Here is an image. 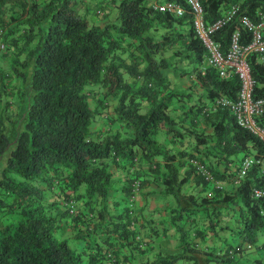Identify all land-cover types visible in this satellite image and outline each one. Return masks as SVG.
I'll return each instance as SVG.
<instances>
[{
	"label": "trees",
	"instance_id": "obj_1",
	"mask_svg": "<svg viewBox=\"0 0 264 264\" xmlns=\"http://www.w3.org/2000/svg\"><path fill=\"white\" fill-rule=\"evenodd\" d=\"M80 1L0 0V153L9 145L4 116L10 108L20 110L8 95H18L20 101L30 97L28 118L0 171V218L7 214L9 219L0 221V264H134L132 254L123 256L122 249L140 254L151 251L156 237L168 227L175 231L176 249L158 251L151 261L137 264H202L203 260L205 264H241L236 253L242 243L222 252L203 248L200 240L205 230L215 232L224 209L239 205L246 211L238 235L242 241L264 247L259 235L264 230V197L252 196V186L264 181L258 165L237 185L232 174L203 160L214 176L207 180L188 160L199 153L171 152L158 142L165 125L179 133L169 113L175 92L158 91L170 62L163 50L185 37L182 31L173 34L174 26L189 27L186 38L196 51L189 71L210 101L218 96L236 98L237 77L221 78L213 67L200 66L206 50L196 36L190 11L178 16L157 12L145 0H120L115 21L96 24L75 9ZM201 3L208 23L238 4L235 15L214 36L224 49L236 31L242 33L243 41L250 38L242 16L255 17L264 10V0ZM161 26L168 31L157 41L151 32ZM249 58L255 96H264V60L259 53ZM144 101L149 103L146 112ZM205 105L200 113L210 119L213 133L189 127L195 151L198 144L213 140L225 160L253 152L264 155V144L238 124L228 109L208 114L203 113ZM99 120L102 125L97 124ZM182 155H187L189 165L183 172L178 157ZM137 161L148 165L153 179L136 170ZM113 163L124 164L131 182L121 213L112 212L109 204L110 195L118 190ZM192 173L200 186L196 190L189 188ZM222 179L231 186L222 182L218 187L216 181ZM134 181L140 182V190L155 181L158 189L148 193L170 197L161 227L146 228L148 221L139 225L137 196L132 199ZM209 188L211 197L204 193ZM81 198L84 210L77 207ZM68 222L74 226L73 234L57 236L56 230ZM79 242L84 244L80 248L75 246Z\"/></svg>",
	"mask_w": 264,
	"mask_h": 264
},
{
	"label": "crops",
	"instance_id": "obj_2",
	"mask_svg": "<svg viewBox=\"0 0 264 264\" xmlns=\"http://www.w3.org/2000/svg\"><path fill=\"white\" fill-rule=\"evenodd\" d=\"M153 1L154 0H145V5L150 6ZM110 3L114 4H109V11L103 13L102 10V12L99 13V15L103 13V17L100 18L102 24L110 21L109 14L112 13L111 9L115 5L117 6L119 2L116 3V0H110ZM92 4L93 3L91 0H81L75 9L78 12L90 10L95 11L94 8H97L98 6L94 7V5ZM188 28V25L174 26L173 34L182 31V33L185 35L184 40H178L176 43L163 50L164 55L169 58L170 62L169 66L164 71L165 79L164 82H162V84L160 85L158 91L160 90L161 94H165L166 92H175V94H180V96L178 95V97L174 100L171 99L169 113L176 120L174 124L177 122V120L180 121L181 130H179L178 134H174L173 131H168V126L165 125L164 128L168 132V136L166 137V139H164L163 142L159 143L164 144V146L171 152L185 150L187 154L188 152L199 153V157L202 160L206 161L208 165L215 166L221 172H225L226 174H231L235 169V166L238 165L241 155L240 157H237V155H231L228 158L230 160L221 158L222 154L215 146V142L213 140H210L209 143H206L204 145L198 144L199 151H195V149L193 148L195 139L193 138V135L189 134L188 128L195 127L200 131V133L212 134L213 127L210 123V119H206L201 115L202 113H200L202 106L210 102V98L207 96V91L202 86V84L197 81L194 73H192L191 71H183L186 66H190L189 68H191L195 65V61L193 58L196 51L189 47L190 38H186V36H188L189 34L187 32ZM167 31V27L161 26L158 30H152L151 36H153L155 40L159 41L162 40L164 34ZM177 61H179V66L176 67V64H174V62ZM206 64L207 59L205 57L203 63L200 64V66L203 67ZM179 68H181L182 70H179ZM177 83L182 87L189 89V92H187L188 95H185L186 93H179L177 90H175L178 85ZM148 106L149 103L147 101H144L143 110L148 109ZM97 124L102 125L103 123L99 120ZM174 124L173 127H175ZM178 157L181 159V161H183L180 164L181 171H186L187 167L189 166L188 164H185L187 161V155ZM137 162L138 163L136 166V170L138 169V171H140V173L144 177H151V179H153V173H150L148 171V165L144 162ZM175 162L178 163L177 160H175ZM123 167V163L119 165H116L115 163L112 164L114 179L116 180L118 186V190L113 192L109 197L110 209L114 213L123 212L126 206V193L129 190L128 188L131 183L128 179V172ZM222 182L226 185V187L231 186L227 183V180L222 179L220 183ZM190 184L191 185L189 186V188L193 190L200 188V186L196 184L194 173L191 174ZM154 189H158V186L155 181H152L150 185L142 188L137 194V217L139 220L138 223L139 225H142L148 221V223L146 224V228H150V225L154 227H161L162 223L160 222L167 214L168 207L171 204L170 197L167 195L163 196L148 193L149 191ZM147 193L149 194L148 196L146 195ZM204 193L208 197H211L213 196V189L209 188ZM84 202V198L78 200V209L84 210ZM245 211L246 209L243 206L239 205L224 209L221 213V216L218 217L215 232H209L208 230H205V236L202 240H200V244L203 248L223 252L225 251V249L232 250L239 243H242L241 250L236 253V258L238 261H240L241 264H264V247L261 248L258 245L242 241L241 237L238 235V231L242 229V217L245 215ZM6 215L7 214L1 215V222H8L9 219ZM204 223L207 224L206 220H204ZM203 227H205L204 224ZM141 231L143 233H147V229L143 227H141ZM73 232L74 226L72 223H62L61 230H56V235L61 237H69L73 234ZM259 235L260 242L264 241V230L259 232ZM176 242L177 240L175 238V231L173 227H168L167 231L162 232L159 237H156V240H154L153 242L154 248L151 249V251L140 254L136 250H133V252H129L131 250L130 248H123L122 255L125 256L129 253L132 254L130 258L134 259V264L142 263L147 260L151 261L155 257V253L158 251L166 252L175 250ZM83 245L84 244L82 242H79L75 246L80 248ZM204 262L205 261L203 260L202 264H205Z\"/></svg>",
	"mask_w": 264,
	"mask_h": 264
},
{
	"label": "built area",
	"instance_id": "obj_3",
	"mask_svg": "<svg viewBox=\"0 0 264 264\" xmlns=\"http://www.w3.org/2000/svg\"><path fill=\"white\" fill-rule=\"evenodd\" d=\"M151 7L157 12L169 11L178 16L183 15L186 11L193 14L194 30L206 50L207 65L213 67L219 77L227 79L235 76L240 82L236 98L218 96L203 107V113H214L219 108L228 109L238 124L255 134L264 144V118L262 117L264 96H255L256 82L251 72L249 58L252 53H259L261 59L264 60V10H260L255 17L249 14L242 16V24L250 32V38L243 41L242 33L236 31L231 36L228 47L224 49L222 43L214 36L235 15L238 8L237 3L232 4L222 16L211 23L206 21L204 7L200 0H185L183 3L177 0H154ZM98 12L102 11L98 9ZM188 160L207 180L214 178L212 171L199 157L189 156ZM254 165H258L260 174L264 177V155L253 152L240 157L238 165L231 173L233 182L237 185L240 184ZM216 183L218 187H221L219 181ZM139 190L140 182L134 181L135 192L132 199H136ZM252 196L255 198L264 197V181L259 185L252 186ZM131 206L134 207L133 203ZM72 209L74 210L75 207ZM262 212L264 213V210ZM262 243L264 244V242Z\"/></svg>",
	"mask_w": 264,
	"mask_h": 264
},
{
	"label": "rangeland",
	"instance_id": "obj_4",
	"mask_svg": "<svg viewBox=\"0 0 264 264\" xmlns=\"http://www.w3.org/2000/svg\"><path fill=\"white\" fill-rule=\"evenodd\" d=\"M92 1V5L95 6H98L97 8H94L95 10H103V13L104 12H107L109 11V4H114V3H110V0H91ZM120 0H116V3H118ZM117 6L115 5L111 11L112 13L109 14L108 18L110 19L111 22H114L115 21V17L114 15L117 13ZM82 12H85V13H82ZM81 14L85 15L88 20L91 22V23H96V24H102L101 21H100V18L103 17V13L101 15H99V13H97L96 11H82ZM8 18V16H7ZM97 19V20H96ZM23 60L26 59L24 57V54H23ZM206 61V60H205ZM6 61H4L3 63H5ZM178 62H174V64H176V67L179 66L178 65ZM206 63V62H204ZM18 68H22L21 65H16ZM186 66V65H184ZM190 66H186V68L183 70L184 72H188L191 68H189ZM7 69V68H6ZM179 70H182L181 68H179ZM10 79V78H9ZM8 86L7 88L9 89L8 91H12L10 88H11V83L8 82ZM178 84V83H177ZM175 90H177L179 93H186L185 95H188L187 92H189V89L187 88H184L182 87L180 84L177 85V87L175 88ZM16 95V94H15ZM178 95L180 96V94H173L172 96L174 97L173 100L175 98L178 97ZM18 95H16L15 97L14 96H10L8 95V98L10 101H13V104L15 106H17L18 108H20L19 112H13L11 110V108L8 110V112L5 114L4 116V122H5V133L9 136V145L7 146L6 150L2 153H0V171L2 170V168L4 167V164H5V161H6V158H7V155L9 154L11 148L13 147V145L15 144V141H16V138L18 136V133L20 132V130L23 128V126L25 125V122L28 118V105H29V102H30V97L24 99L23 101L19 100V98H17ZM148 109H146L144 112H146ZM171 112V111H170ZM172 113V112H171ZM15 118H17L15 120ZM175 128L178 129V130H181V125H180V121L177 120V122L174 124ZM168 136V132L165 130L164 127H162L160 129V132H159V135H158V142H163L164 139H166V137ZM240 157V156H239Z\"/></svg>",
	"mask_w": 264,
	"mask_h": 264
},
{
	"label": "clouds",
	"instance_id": "obj_5",
	"mask_svg": "<svg viewBox=\"0 0 264 264\" xmlns=\"http://www.w3.org/2000/svg\"><path fill=\"white\" fill-rule=\"evenodd\" d=\"M201 1V0H200ZM151 6V5H150ZM227 10V9H226ZM197 36V35H196ZM198 37V36H197ZM207 59V58H206ZM200 159V158H199ZM200 160H202V159H200ZM203 161V160H202ZM207 165V164H206ZM207 167H208V165H207ZM209 168V167H208ZM210 169V168H209ZM211 170V169H210Z\"/></svg>",
	"mask_w": 264,
	"mask_h": 264
}]
</instances>
